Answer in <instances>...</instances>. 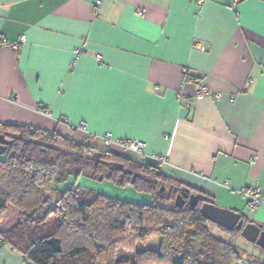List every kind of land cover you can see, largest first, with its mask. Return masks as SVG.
Masks as SVG:
<instances>
[{
  "label": "crops",
  "instance_id": "0c3cea01",
  "mask_svg": "<svg viewBox=\"0 0 264 264\" xmlns=\"http://www.w3.org/2000/svg\"><path fill=\"white\" fill-rule=\"evenodd\" d=\"M95 1L0 0V35L24 36L0 46V121L121 153L99 135L141 139L172 181L245 214L256 183L264 225V0ZM0 264L28 263L0 245Z\"/></svg>",
  "mask_w": 264,
  "mask_h": 264
},
{
  "label": "trees",
  "instance_id": "16d2710c",
  "mask_svg": "<svg viewBox=\"0 0 264 264\" xmlns=\"http://www.w3.org/2000/svg\"><path fill=\"white\" fill-rule=\"evenodd\" d=\"M7 142L0 151V245L18 251L30 264H240L235 246L214 234L200 211L198 195L191 206L173 205L180 187L157 163L87 141L55 129L0 121ZM97 158L95 161V155ZM117 177L148 191L152 202L137 203L102 193L82 199L75 184L62 189L46 208L55 183L80 173ZM75 183V182H70ZM167 193H161L160 186ZM162 186V187H163ZM162 200L169 203L161 204ZM243 223L252 221L241 212ZM213 223V222H211ZM227 235L240 234L227 230ZM151 235L157 247H146ZM130 256L118 255L119 249ZM249 264H264L252 261Z\"/></svg>",
  "mask_w": 264,
  "mask_h": 264
},
{
  "label": "rangeland",
  "instance_id": "374dc122",
  "mask_svg": "<svg viewBox=\"0 0 264 264\" xmlns=\"http://www.w3.org/2000/svg\"><path fill=\"white\" fill-rule=\"evenodd\" d=\"M72 181L75 183H70ZM69 184H75L79 187V189L83 192L82 199H88L93 194L102 193L112 198H118L137 203H150L153 200L152 195L148 191L137 189L131 181L122 182L118 180L117 177L94 176L87 172L78 174L75 179L70 177L66 181L55 183L54 189L46 193L50 197L49 202L46 203V208L53 204V201L59 192ZM162 186H160V188ZM163 188L160 190L161 193L166 192V188L164 186ZM168 203V200H162L161 204L166 205ZM207 223L210 230L214 234L221 237L223 236L232 242V244L243 257V260L240 264H249L252 261H261L264 259V250L261 249L257 244L247 241L240 234L227 235L224 230L217 226V224L211 222ZM157 241L156 235L149 236L146 241V247L156 248ZM117 254L122 256H130V251L120 248Z\"/></svg>",
  "mask_w": 264,
  "mask_h": 264
},
{
  "label": "built area",
  "instance_id": "2783aa9c",
  "mask_svg": "<svg viewBox=\"0 0 264 264\" xmlns=\"http://www.w3.org/2000/svg\"><path fill=\"white\" fill-rule=\"evenodd\" d=\"M203 0H197L198 3H201ZM99 0L95 1V4H98ZM139 12H142V9L139 8L138 9ZM24 40V36L23 35H19L18 38L16 39H8L5 35H0V46H8L12 49H16L18 44L20 42H22ZM196 47L203 49L204 46L200 43V42H195ZM94 57L96 59H100V54L99 53H95ZM185 71V69H184ZM209 89L208 87L203 83L200 82L198 84V89H197V93H208ZM177 97L179 100H182V102H186L185 98H182V93L181 91H178L176 93ZM60 121H65L64 117H60L59 118ZM76 128L85 130V125L84 123H79L78 125H76ZM99 138L102 141V144L104 146H109V145H117L118 147H120L122 153L125 154H129L132 156H136V157H149L151 159H153L158 166H161L162 164H164L166 162V156L163 154H158V153H149L146 154L143 151V146H144V142L141 139H114L110 136V134L108 132L106 133H102L99 135ZM83 141H87V138H84ZM254 160L253 156H251L249 158V162L252 163ZM237 192L244 198L245 200V206H246V215L249 217L253 211L260 205V203L262 202L261 196H260V187L258 184L256 183H247L242 185ZM30 264V263H28Z\"/></svg>",
  "mask_w": 264,
  "mask_h": 264
},
{
  "label": "water",
  "instance_id": "95a60500",
  "mask_svg": "<svg viewBox=\"0 0 264 264\" xmlns=\"http://www.w3.org/2000/svg\"><path fill=\"white\" fill-rule=\"evenodd\" d=\"M5 142H7V139L0 132V151ZM94 157L96 161L97 154ZM134 177L135 174L132 175L131 182H133ZM160 190H162V187ZM185 198L191 206H194L197 203L198 195L193 191H189L188 187L182 186L173 198V205L181 207ZM199 211L204 218L227 230H239L244 239L257 244L264 250V225L262 223L253 220L243 223L240 211L218 205L214 201L203 200L199 205Z\"/></svg>",
  "mask_w": 264,
  "mask_h": 264
},
{
  "label": "flooded vegetation",
  "instance_id": "af4514ba",
  "mask_svg": "<svg viewBox=\"0 0 264 264\" xmlns=\"http://www.w3.org/2000/svg\"><path fill=\"white\" fill-rule=\"evenodd\" d=\"M163 188V187H162ZM164 189V188H163ZM166 193H167V190H166ZM185 200H186V198H185ZM187 201V200H186Z\"/></svg>",
  "mask_w": 264,
  "mask_h": 264
}]
</instances>
